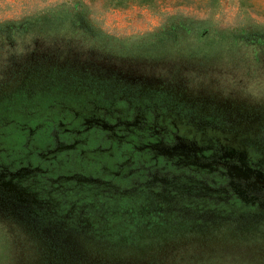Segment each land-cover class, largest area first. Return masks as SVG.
<instances>
[{"label":"rangeland","instance_id":"obj_1","mask_svg":"<svg viewBox=\"0 0 264 264\" xmlns=\"http://www.w3.org/2000/svg\"><path fill=\"white\" fill-rule=\"evenodd\" d=\"M116 1L0 0V264L52 223L74 264H264V0ZM81 184L159 226L113 256L60 232L44 188Z\"/></svg>","mask_w":264,"mask_h":264},{"label":"trees","instance_id":"obj_2","mask_svg":"<svg viewBox=\"0 0 264 264\" xmlns=\"http://www.w3.org/2000/svg\"><path fill=\"white\" fill-rule=\"evenodd\" d=\"M149 1L150 0H117L116 2H114V6L121 7V6H126L129 3L131 4L134 2L138 4H147ZM28 86L31 87L30 85ZM37 181L39 185L43 186L45 183H47L49 186V183L45 181L44 179H40V180L38 179ZM31 183H35V181L32 180ZM54 186H56V188L52 191H50L49 187L44 188L45 192H48L47 193L48 197L52 198L50 199L49 203L53 204L55 208V210H53V209H50L51 207H48L50 209L49 211L45 209L42 211V212H46V214H50L51 219H48V222L54 221L55 218L60 213V211L65 206H67L69 210H71L70 221L68 222V225L63 227V229L60 232L70 234L72 230H75L77 226L72 225L71 222H74L73 221L74 215L76 216L81 215V217L86 220L87 226L82 225L83 228H81V230L73 231V232L76 233V236L81 235L82 237L86 236L89 239L91 238V240L93 241L95 245H101V248L105 250L106 252L112 253L114 249H111V248L116 249L117 248L116 246L118 245L121 246V245L130 244V240L128 239L129 236L127 235V233H129L130 236L135 237L139 233H145L149 231L151 228L159 226V225H152V224L150 225L144 224L146 219H141V220H138L139 222L138 221L134 222V219H136L137 217H134L131 221H128L129 217L124 214L126 208H111L112 199H113V202H114V199H117L116 195H113L115 193L111 190H109V192L107 193H105L107 190L97 191V192H101V193H98V196H99L98 203L95 204L91 200L85 201L82 207L80 204H73V205H70V204L64 205V204H65V200L70 195L74 194L75 190L84 188L85 184L76 185V187H72L68 185H61V186L54 185ZM120 198L124 199L123 196H120ZM2 200L3 199L0 198V205L5 206L4 208L6 209L7 213H12L11 212L12 210L15 213L21 214L17 205L13 207L14 205H11L12 202L8 203L9 201H5V200L2 201ZM129 200L130 198H127V200L124 201L122 205L127 207V204H129V202L131 201ZM42 202H45V201H42ZM101 202H103L102 204L104 208H102L101 206L102 204H100ZM5 209L1 208V210H5ZM34 213L37 214L36 212ZM114 217L116 218L113 219ZM43 223H46V220L43 221ZM52 226H54L53 223L45 227L44 230L41 227V225L34 227V229L37 231H33V233L35 232L38 237H42L44 240L43 242L46 245V248L44 249L45 255L42 256L43 261L41 264H74L71 261V258H73V256H68V257L63 256L62 257V255L60 254L63 253L64 251H67L68 248L71 249L72 247L76 246V244H73L70 241H63L60 238L61 235L59 233H55V230ZM84 226L86 228H84ZM72 227H74V229ZM38 230H42V231H38ZM148 233H151V231ZM115 241L117 242L112 243ZM76 251L77 249L75 250L72 249L71 250L72 253H69V254L73 255V254L80 253V251H77V252ZM113 253L111 254V256H113ZM63 254H68V253H63Z\"/></svg>","mask_w":264,"mask_h":264},{"label":"flooded vegetation","instance_id":"obj_3","mask_svg":"<svg viewBox=\"0 0 264 264\" xmlns=\"http://www.w3.org/2000/svg\"><path fill=\"white\" fill-rule=\"evenodd\" d=\"M59 135H61V132H59ZM56 137V136H55ZM70 142H72L73 143V141H69V142H65L64 144L65 145H68ZM134 161H136L137 162V159H135ZM133 162V161H132Z\"/></svg>","mask_w":264,"mask_h":264}]
</instances>
